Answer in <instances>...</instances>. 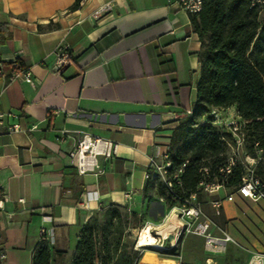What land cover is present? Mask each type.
I'll return each instance as SVG.
<instances>
[{
  "label": "crops",
  "instance_id": "obj_1",
  "mask_svg": "<svg viewBox=\"0 0 264 264\" xmlns=\"http://www.w3.org/2000/svg\"><path fill=\"white\" fill-rule=\"evenodd\" d=\"M73 1L0 0V110L5 126L20 125L4 126L1 134L0 264H26L22 250L31 264L41 226L52 230L50 264H69L81 225L100 208L124 206L161 229L173 206L155 187L143 188L150 158L168 151L173 128L195 99L200 41L189 13L174 0H82L70 9ZM106 2L111 9L95 17ZM61 48L73 60L57 72ZM82 134L114 147L84 173L69 156ZM197 198L203 215L233 239L224 253H241L247 264L251 251H264V199L229 187L200 190ZM216 198L219 212L211 203ZM194 243L205 263L223 253L208 252L201 236L187 234L179 245L184 263H197L190 256ZM145 249L178 264L172 252L163 256L152 247L142 249L136 264H156L153 256L144 259Z\"/></svg>",
  "mask_w": 264,
  "mask_h": 264
},
{
  "label": "trees",
  "instance_id": "obj_2",
  "mask_svg": "<svg viewBox=\"0 0 264 264\" xmlns=\"http://www.w3.org/2000/svg\"><path fill=\"white\" fill-rule=\"evenodd\" d=\"M81 1L74 0L70 9H76ZM189 18L200 41L199 76L192 113L179 118L167 151L169 172L185 162L181 185H174L175 197L164 183L150 177L152 169L148 167L149 177L143 188L147 193L155 187L168 206L181 203L180 198L190 193H199L202 168L208 167L210 175H215L216 166L226 157L227 146L221 136L230 134L221 132L207 119L212 108L234 105L245 123L249 138L246 147L253 154L255 142L264 147V11L251 5L250 0H203L201 10L189 12ZM16 69L25 68L20 64ZM260 163L256 173L264 177ZM241 174L242 165L236 163L225 187L235 190ZM143 223L142 216L124 206L111 203L100 208L81 225L69 264H136L141 251L134 248L135 238L130 231ZM50 258V245L39 238L31 264H50Z\"/></svg>",
  "mask_w": 264,
  "mask_h": 264
},
{
  "label": "built area",
  "instance_id": "obj_3",
  "mask_svg": "<svg viewBox=\"0 0 264 264\" xmlns=\"http://www.w3.org/2000/svg\"><path fill=\"white\" fill-rule=\"evenodd\" d=\"M171 1V0H168ZM188 13H195L201 10L203 0H174ZM250 4L264 11V0H250ZM112 4L110 2L99 5L93 15L97 17L100 13L110 10ZM73 60V55L66 48H61L56 53V59L53 69L57 72H62ZM12 65L15 68H20V64L15 59L12 60ZM27 79L30 72L27 69H20ZM192 113V106L189 104L184 107L181 116H187ZM5 113L0 110V146L1 134L4 123ZM207 119L212 124L216 125L221 132H227L230 137L222 135V139L227 146L226 157L216 166L217 173L210 175L209 168H202V180L198 183L200 190L205 192H216L225 187L227 175L232 171V167L236 163L242 165V174L240 183L236 186V192L242 196L248 197L251 200L264 199V177L256 173L257 164L264 159V147L259 146L255 142V153L248 154L245 148L247 131L244 121L239 117L237 111H229L228 108H212L207 114ZM8 131H16L20 129L19 124H8L5 126ZM114 147L110 140L103 139L96 135L82 134L79 138L76 147L69 152L72 163L77 167L80 173L97 168L96 155L110 157ZM1 156V154H0ZM168 152L161 155L159 160L150 158L149 167L152 169L150 177L164 183L168 192H172L175 197L178 196L173 190L174 185H181L180 174L183 170L185 162L172 172H169L171 161L168 157ZM146 177H149L147 171ZM227 200H232V193L226 194ZM181 203L174 204L170 210L162 217V222L166 221L173 223L172 228L167 229L164 233L158 229L156 224L146 221L141 227L135 229L134 248L142 250L146 247H152L159 252H166L176 248L178 242L183 235L194 234L203 238L204 248L210 253H220L226 249L228 242L232 241L231 235L223 228L216 227L212 221L203 215L200 210L197 192L188 194L180 198ZM5 194L0 188V208L3 207ZM221 198H216L211 201L216 212H219L221 207ZM147 230L154 241L148 244L140 242L141 232ZM216 229L217 232H214ZM168 235L171 238L168 239ZM39 238L46 241L48 244L53 242L52 230L41 226L39 229ZM4 254H0V259ZM247 264H264V251H251Z\"/></svg>",
  "mask_w": 264,
  "mask_h": 264
},
{
  "label": "rangeland",
  "instance_id": "obj_4",
  "mask_svg": "<svg viewBox=\"0 0 264 264\" xmlns=\"http://www.w3.org/2000/svg\"><path fill=\"white\" fill-rule=\"evenodd\" d=\"M231 110L232 109H230L229 111H231ZM248 139L249 138L246 135L245 147L249 145ZM246 150L248 151V154H253V151H250L247 147H246ZM260 166H261V170L264 171V159L261 160ZM162 228H164V227H162ZM130 232H131L132 235L135 234V232L133 230L130 231ZM184 237H185V235L181 236V238L179 240V243H178V247L176 248V250H174V251H172V253H170L171 257H175L177 259V263L178 264H185L184 261L186 260L185 255H182L180 253V249H179L180 242L184 239ZM229 244H230V242L227 243L226 247H228ZM141 252H142V250H141ZM224 252H225V250L223 251V253L217 254L216 256H214V260L211 261L210 263H205L204 258H203V256H204L203 252L200 251L198 243H194L190 256L194 260L197 261L196 264H244L245 257L241 253H239V254L238 253L237 254L234 253V254L230 255L229 253H224ZM9 253L7 251V256L10 255ZM144 253L146 254V257L144 259L147 260V261H153V260H151V257L153 256V257L157 258V259H154V261H156L155 262L156 264H176L175 262L166 261L164 259L159 258L155 254V252H153V250H151V249H145ZM159 253H161L160 255H163V256L169 255V254H165L164 252H159ZM19 254H20L19 256L21 257V259L24 258L25 261H26V264H27L28 263V259H29L28 258L29 257V252L22 250V251L19 252ZM186 264H188V263H186Z\"/></svg>",
  "mask_w": 264,
  "mask_h": 264
},
{
  "label": "bare ground",
  "instance_id": "obj_5",
  "mask_svg": "<svg viewBox=\"0 0 264 264\" xmlns=\"http://www.w3.org/2000/svg\"><path fill=\"white\" fill-rule=\"evenodd\" d=\"M173 223L169 226L168 224L161 229V232L164 233L167 229L172 228ZM154 241V236H152L146 229L141 232L140 242L142 244L150 245ZM186 264V263H185Z\"/></svg>",
  "mask_w": 264,
  "mask_h": 264
},
{
  "label": "water",
  "instance_id": "obj_6",
  "mask_svg": "<svg viewBox=\"0 0 264 264\" xmlns=\"http://www.w3.org/2000/svg\"><path fill=\"white\" fill-rule=\"evenodd\" d=\"M171 238V235H168V239H170Z\"/></svg>",
  "mask_w": 264,
  "mask_h": 264
}]
</instances>
